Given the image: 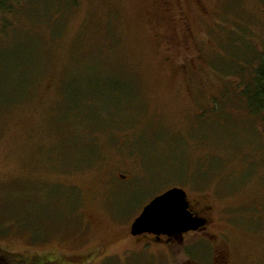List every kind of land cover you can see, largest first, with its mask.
<instances>
[{"label":"rangeland","instance_id":"374dc122","mask_svg":"<svg viewBox=\"0 0 264 264\" xmlns=\"http://www.w3.org/2000/svg\"><path fill=\"white\" fill-rule=\"evenodd\" d=\"M4 19L1 254L264 264V111L243 94L264 55V0H33ZM173 188L211 207L207 238L133 239Z\"/></svg>","mask_w":264,"mask_h":264},{"label":"water","instance_id":"95a60500","mask_svg":"<svg viewBox=\"0 0 264 264\" xmlns=\"http://www.w3.org/2000/svg\"><path fill=\"white\" fill-rule=\"evenodd\" d=\"M187 193L173 188L155 198L142 212L131 227L132 236L155 234L173 236L198 231L206 220L194 217L189 210Z\"/></svg>","mask_w":264,"mask_h":264},{"label":"flooded vegetation","instance_id":"af4514ba","mask_svg":"<svg viewBox=\"0 0 264 264\" xmlns=\"http://www.w3.org/2000/svg\"><path fill=\"white\" fill-rule=\"evenodd\" d=\"M187 200L190 204L189 210L192 212L194 217H198V218H202L206 220V225L204 227L200 228L198 231H190L188 233L179 234V235L174 234L173 236H165V235L158 236L155 234H144V235L136 236V237L132 236L133 239L135 238L136 240H140L142 241V243L145 242V244L147 243L148 246H151V245L164 246L166 248H169V250L171 248L176 247V245H178L179 247H182V249L186 248L187 246L189 247L195 246L196 244L194 243L193 244L188 243V239H191L193 237H197V238L200 237V239L203 238L201 240H205L207 236L209 235L208 229H209L210 222H209L208 215L211 212V207L205 206V205L202 206L201 198L196 199L195 201L191 200L188 194H187ZM7 254L5 253V255H3L0 253V264L10 263V259H6ZM188 258H189V261L185 264H202L196 261L195 259H192L191 256H189ZM26 264H62V262L58 263L57 261L50 259V258H46V257L43 259V257L31 256L28 259ZM211 264H230V263L226 257L218 255L214 258Z\"/></svg>","mask_w":264,"mask_h":264},{"label":"trees","instance_id":"16d2710c","mask_svg":"<svg viewBox=\"0 0 264 264\" xmlns=\"http://www.w3.org/2000/svg\"><path fill=\"white\" fill-rule=\"evenodd\" d=\"M24 1L32 2L33 0H0V14L5 18L2 24L3 28L9 26L7 16L17 14L18 10L24 5ZM251 86L254 87V90L250 91V89H247L243 94L248 99V105L251 112L254 114H260L264 111V55L261 57L260 65L255 71ZM8 255L9 257L11 256L10 254H7V256ZM10 260L16 264L27 263L25 259H20L17 256H13L12 259L10 257Z\"/></svg>","mask_w":264,"mask_h":264}]
</instances>
